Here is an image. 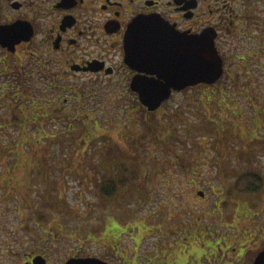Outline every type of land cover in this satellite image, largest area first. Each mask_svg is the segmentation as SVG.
<instances>
[{"label": "rangeland", "instance_id": "obj_1", "mask_svg": "<svg viewBox=\"0 0 264 264\" xmlns=\"http://www.w3.org/2000/svg\"><path fill=\"white\" fill-rule=\"evenodd\" d=\"M222 36L221 111L207 112L200 88L169 98L167 110L182 113L170 121L140 112L132 123L116 117L104 130L52 123L43 128L51 138L40 142L33 128L26 131L29 138L18 127L0 129V264H24L36 254L47 264H62L73 254L112 264H171L169 253H201L188 264H225L236 253L255 257L264 243V187L248 201L223 195L227 205L216 210L215 204L234 181L233 170L264 175V47L245 53H257L253 61H241L235 35ZM205 113L220 123L217 132L205 127ZM147 127L154 134L148 136ZM253 133L260 143L252 141ZM143 134L144 145L133 147ZM104 135L120 144L123 164L137 171L135 180L128 176L125 193L106 200L98 193L109 151ZM181 159L197 174L196 184L190 185ZM50 197L65 208L51 207ZM43 214L47 223L39 220Z\"/></svg>", "mask_w": 264, "mask_h": 264}, {"label": "flooded vegetation", "instance_id": "obj_2", "mask_svg": "<svg viewBox=\"0 0 264 264\" xmlns=\"http://www.w3.org/2000/svg\"><path fill=\"white\" fill-rule=\"evenodd\" d=\"M139 18L159 20L178 34L213 33L219 54L227 42L222 34L235 35L245 62L258 57L246 52L264 47V0H0V129L6 123L90 129L111 127L116 117L135 121L141 105L130 84L134 76L148 75L126 65L124 41ZM6 96L14 104L8 120ZM253 134L254 142L259 138ZM200 254L169 257L171 264H188ZM255 257L236 253L225 264H252Z\"/></svg>", "mask_w": 264, "mask_h": 264}, {"label": "water", "instance_id": "obj_3", "mask_svg": "<svg viewBox=\"0 0 264 264\" xmlns=\"http://www.w3.org/2000/svg\"><path fill=\"white\" fill-rule=\"evenodd\" d=\"M213 33L178 34L154 18L136 19L124 41V62L148 76H134L130 88L139 103L154 112L171 93L198 85H212L223 75V60L214 45ZM203 197L202 191L197 192ZM29 264V263H26ZM31 264H46L42 255ZM63 264H107L93 257H70ZM252 264H264V244Z\"/></svg>", "mask_w": 264, "mask_h": 264}, {"label": "trees", "instance_id": "obj_4", "mask_svg": "<svg viewBox=\"0 0 264 264\" xmlns=\"http://www.w3.org/2000/svg\"><path fill=\"white\" fill-rule=\"evenodd\" d=\"M217 83H219V85H220L221 84V79H219L218 82H216L215 84H212V85H200V86H197V87H194V88H188V89L184 90L183 92L185 93V92H187L189 90H195V89L203 88L204 90L202 92V95H204V100L206 101V103L208 105V107H206L207 112H208V110L213 109V108H214V111H216V112L217 111H221L222 110V106L216 104V101H217V98H218L217 93H218V90H219V87H220V86H217L218 85ZM215 89L217 90L216 94L214 92ZM209 98H211V100ZM12 103H13V98L11 96H8V97L6 96V102H5V105L7 104V110H5V113H6L5 114L6 115L5 118H6V120L11 118L8 115V111L10 109L14 108L12 105H10ZM255 106L256 105H254L253 107H255ZM166 107H167V102H164L161 105V107L157 111H155L153 113L157 112L158 114H160L161 115L160 116L161 120H163L162 117H166L167 118L166 121H170V116L172 118V116H174L176 114L180 115V117L182 118L181 111L175 110V111H173L171 113V112H169L167 110ZM216 107H218L219 110H215ZM258 110L259 109L254 111V115L255 116L259 115V114H257ZM140 112H147V110L141 106L140 107V111L138 113H140ZM147 113L153 114V113H150V112H147ZM14 115L11 114L12 117ZM16 117H18V115ZM13 121H15V120H13ZM17 121H19V119H17ZM36 121L40 122L42 120H36ZM204 121L206 122L205 123L206 124L205 127H210V131L211 132H214V131L217 132L220 129V127H221L219 122L211 121L209 119V116L206 113H205ZM9 125L10 124L6 123L5 127L6 126L8 127ZM148 127L146 128V133H147L148 136H150V135L154 134V131L151 130L152 128H148ZM96 128H98V127H91L90 129L94 130ZM33 129H35L37 131V134H36V136H38L37 138H40V140H37V141L40 142L41 138H45L46 140L51 138V136L49 134L43 133V128L35 127ZM99 129L101 130L102 128H99ZM20 130H21L22 136L23 135L25 136L26 133H27L26 131L28 130V128H20ZM102 130H104V129H102ZM146 136H144V134H143L141 138L140 137L136 138L134 141L131 142V145L133 147L137 146V145L138 146H140V145L143 146L144 145L143 144L144 143L143 139ZM253 136H254V134H251V137H253ZM25 137H27V136H25ZM27 138H29V137H27ZM33 138L34 137H32V139ZM103 140L106 143H108L109 151H108V153L105 154V160L102 161L101 168L104 169L105 176L102 178L101 182L98 184V193H99L101 198L106 200V199L113 198L116 194L125 193L127 191L126 188H127V185H128V180H127L128 176H130V178L132 180H135L137 178V171L129 169L127 166H125L123 164V158H124V155H125V150L120 146V144L116 140H114L113 137H109L107 135H104L103 136ZM255 141L260 143L259 140H255ZM164 144L166 145L167 141H164ZM260 144H262V146L264 147V142L260 143ZM15 146H16V144H15ZM183 162H185L184 164H187V166H184L186 173H189L190 176H191L190 179H189L190 185L196 184L195 181L198 178L197 174L193 172L192 168H190L191 165L189 166L188 163L185 160ZM141 169H142V167H141ZM261 176H264V175L255 174L253 172L247 173V175H243L242 173L235 174L234 175V181L230 185L225 184L227 186H225L226 188H224V191H222V193L220 191V194H218L219 201H217L216 204H215L216 205V207H215L216 210L219 207H225L227 205V200L226 199L227 198H232L233 195L237 196V198H244V199H246V201H248V197H250L251 195H257L259 193V191H261L263 189V187H264V177H261ZM248 177H250L252 179L251 182H249L247 180ZM256 182H259V183H256ZM222 184H224L223 180H222ZM223 195L225 196L226 199H220V196H223ZM50 199H51V203H50L51 207H56L58 209H64L65 208L60 200H55L54 197H50ZM240 204L238 205V208L240 207L239 209H241V207H242ZM39 220L41 222H43V223H47L48 222V219L45 217V214L41 215L39 217ZM71 256H77V255L73 254Z\"/></svg>", "mask_w": 264, "mask_h": 264}]
</instances>
